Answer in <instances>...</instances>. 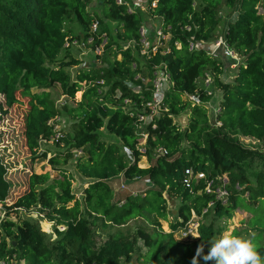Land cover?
Listing matches in <instances>:
<instances>
[{
	"label": "trees",
	"instance_id": "16d2710c",
	"mask_svg": "<svg viewBox=\"0 0 264 264\" xmlns=\"http://www.w3.org/2000/svg\"><path fill=\"white\" fill-rule=\"evenodd\" d=\"M149 1L148 13L162 20L169 41L165 47L147 51L138 62L143 15L139 9L129 11L125 2L101 1L103 18L116 23L111 32L103 26V18L89 9L91 0H0V119L19 102L17 94L26 97L25 144L35 160H47L59 173L52 177L31 170L27 189L7 203L10 184L0 156V260L5 264H132L134 256L137 264H192L197 247L218 239L222 222L234 211L264 207V154L237 139L238 135L264 138V0H156L153 8ZM222 4L237 11L224 35L242 59L231 82L219 78L226 63L222 54L189 49L190 41L216 38ZM94 21L99 23L96 32L90 30ZM72 22L79 32L67 26ZM103 35L107 40L97 54L101 66L77 68L72 76L69 69L82 63L69 52L72 41L86 44L92 37L87 45L94 49ZM161 64L171 85L159 113L145 125L140 115L150 111L153 72ZM206 72L222 90L214 123L205 106L212 92L198 84ZM54 85L75 100V106L57 107L47 91ZM190 95L193 102L186 99ZM62 110L71 118L68 130H56L52 123ZM183 112L189 118L181 127L174 118ZM140 126L147 133L145 152L137 146ZM102 129L118 142L101 139ZM57 131L62 134L59 138L54 137ZM41 140H52L62 149L48 158V150L36 155ZM156 148L166 153L154 155ZM140 156L147 157V166H139ZM73 157L86 184L81 199L72 191V178L64 167ZM257 160L262 161L261 167L251 169ZM197 173L204 177L197 178ZM120 174L126 180L147 179L152 185L142 194L114 200L112 183ZM223 175L225 202L206 191L209 181H214V189ZM165 194L179 199L168 232L159 221L167 220ZM31 208H38L42 218L53 224L54 238L28 219L10 218L19 209ZM146 214L155 216L150 232L143 226L133 236L108 232L96 245L97 228L110 230ZM194 215L199 217V238L175 239L173 233ZM251 221L255 234L250 239L264 256V243L256 242L264 234V218ZM137 239L143 241L145 252L136 249ZM202 263L201 257L198 264Z\"/></svg>",
	"mask_w": 264,
	"mask_h": 264
},
{
	"label": "rangeland",
	"instance_id": "374dc122",
	"mask_svg": "<svg viewBox=\"0 0 264 264\" xmlns=\"http://www.w3.org/2000/svg\"><path fill=\"white\" fill-rule=\"evenodd\" d=\"M101 1L102 0H91L89 3V9L96 11L97 15L101 18L102 16V9H101ZM130 5L132 4H138L140 6H133L135 9H139L141 11V14L143 15V20H150V17L153 18L148 11L146 10L147 0H126ZM143 8V9H142ZM219 12L222 15L221 22L219 23L217 29H216V38H220L225 33V29L229 21L234 20L236 17L237 11L235 8H229L225 5H221L219 7ZM156 19V18H153ZM154 20H152L153 22ZM103 26H106L111 32H114V28L116 23L113 21H110L108 19L103 18ZM67 26L72 28L74 32H77L78 26L75 22L67 23ZM110 36V35H109ZM151 38V37H150ZM215 39L213 41H215ZM221 39V38H220ZM107 40V39H106ZM211 41V42H213ZM87 44H90V40H87L86 44L81 45L80 43L75 44L70 47L69 52L72 56L79 58L82 63L78 67L70 68L69 72L72 76L75 75L77 68H84V67H92V66H101V63L99 61V58L97 57V54H95V49L88 46ZM123 44V43H121ZM148 44L144 45L145 47ZM138 62L142 60L143 55L139 53V55H136ZM235 65H233V62L229 63V69L225 71L224 74H220L219 78L223 82H231L236 67L241 62V57L237 54H235ZM222 61H227L228 57H222ZM238 59V61H237ZM231 64V65H230ZM204 81L208 82L206 88L208 91L212 92V98L209 100V102L206 103V109L208 116L211 118V122H215L216 114L219 110V103L221 99L222 90L217 87L214 84L213 77L206 72V75L201 77L199 80V85L201 87L206 86L204 85ZM49 92L51 98L55 101V104L57 107L62 108V106L66 103L68 106H75L76 101L71 100L66 95L62 94L61 89L59 85H54L51 88L47 89ZM82 90L78 91L76 93L75 99L78 100L81 97ZM18 97V103L14 104L11 108L7 110V113L2 115V118L0 119V156L2 157L3 161L5 162L7 166V172H6V179L8 180L10 184L9 192L6 197V202L10 203L12 202L16 197L21 195L26 189H27V177L31 170L34 172L40 174L44 172H49L51 176H59V173L57 171L53 170L50 165L47 163V160H35L34 154L27 148L25 144V137L23 134V117L25 112L28 110V99L26 97L20 96L17 94ZM186 98V96H183ZM2 97L0 96V101H2ZM191 102H193V97L190 95L188 98ZM189 113L183 112L176 116L174 119L178 122V124L181 127H184L188 123ZM70 115L64 110H62V114L54 119L52 123H54V128L56 130H68L70 126ZM217 125L219 122L216 123ZM60 133V132H59ZM61 135V134H60ZM55 137V135H54ZM100 137L106 142H118V138L114 135L109 134L106 132L105 129H102L100 131ZM238 141L240 144L250 150H254L260 154H264V138L261 140H257L254 138L244 137L241 135L237 136ZM143 142V141H142ZM144 143V142H143ZM62 146H56L55 142L52 140L49 141H43L41 142L40 148L36 155L40 154L43 150H48L47 158L51 156L52 153L56 152V150H61ZM155 155V154H154ZM75 157V156H74ZM71 158L67 164L64 165V167L67 168V173L72 178V191L75 193L76 197L81 199L83 195V188L86 185L85 179L80 176V174L76 171L74 167L75 158ZM154 159V156H153ZM262 161L257 160L254 161L251 169H259L261 167ZM139 166L145 167L148 165V160L146 156H140ZM249 168V169H250ZM116 178L113 180L112 187L114 189L113 193V199L117 200L118 198H123L127 194L130 193V191L134 190V192H138V194H142L144 189L146 187L152 185L150 181L147 179H134V180H128V188L124 191H116L115 190V184L118 182ZM168 202L166 205V212H167V220H161V228L165 231H169V222L175 220L174 214L176 212V208L179 204V199L174 197H169L167 194H165ZM38 208H31L30 210H19L16 213H11L10 218L14 221H17L18 219H28L35 224H37L42 232H45L47 235H50L51 238H54L52 225L50 222L42 218V214H40L37 210ZM264 218V207L258 208L257 211H249L247 209H237L234 211V214L231 218L224 220L222 222V229L220 233L218 234V239L224 235L227 234L229 236H239L245 239H250L251 235H254L255 232L251 231V220L256 219L258 217ZM154 215H143V216H137L134 218L129 219L124 225L117 226V227H110V230H102L101 228H97L95 230V241L96 245H99L105 238L107 237L108 232H115V231H122L123 233L129 234L130 236H133L135 234V231L138 226H143L146 228L148 232L152 229V222L154 220ZM173 237L177 240L183 241V242H191L196 240L197 237L195 236L194 232L192 231L188 235L181 234L178 230L173 233ZM259 244L264 243V234L261 238L256 240ZM211 245H206L204 247V253L203 255H206L208 252V249ZM136 249L139 250L141 253L146 251V247L143 244V241L141 239H137L136 243ZM2 262V261H0ZM12 263V261H11ZM132 264H137L135 261V256L133 257ZM204 264V261L203 263ZM209 264H212V262H209Z\"/></svg>",
	"mask_w": 264,
	"mask_h": 264
},
{
	"label": "built area",
	"instance_id": "2783aa9c",
	"mask_svg": "<svg viewBox=\"0 0 264 264\" xmlns=\"http://www.w3.org/2000/svg\"><path fill=\"white\" fill-rule=\"evenodd\" d=\"M136 1V0H135ZM117 3H122L125 2L127 4L128 10L132 11L135 8L133 6H140L138 4H132L130 5L126 0H116ZM148 3V0H147ZM150 7L153 8L156 5V0H150ZM143 9V8H142ZM146 10L148 12H150L148 6L146 5ZM153 18H158L156 16H152ZM99 28V23L98 21H94L91 24L90 30L92 32H96ZM165 29L167 28H163V22L162 20H158L156 23L152 24V26L150 27V29L148 28V25L145 24V22H143V24L140 26L139 29V34H140V45L142 46L140 48V53L142 55H144L145 53H147V51L152 50V51H156L158 49V47L160 46H167V43L169 41V34L165 32ZM189 29V28H188ZM104 36V35H103ZM151 37V38H150ZM192 39V38H190ZM88 40H92V37L88 38ZM106 42V37L104 36L102 43L99 44L98 46H96L95 49V54H100L102 52V48L104 43ZM211 43V44H210ZM70 42H66L65 46H69ZM72 44H78V42L76 40L72 41ZM81 45H83V43H80ZM148 44L146 47L144 45ZM176 46H179L178 43H175ZM196 48H204L207 50V52H209L210 54H216L218 55L219 51H223V54L225 57H228L229 59H231V63L233 62V65H235V53L231 50V48L226 44V42L224 40L221 39H217L213 42H193L190 41L189 42V49H196ZM166 49H168L166 47ZM222 54V55H223ZM237 58V57H236ZM233 60V61H232ZM238 61V59H237ZM231 65V64H230ZM154 78L151 82L152 85V96H151V102H150V111L148 112V114H144V115H140V120L144 121V124H148L151 121H153L154 116H156L159 113V109L161 108V104L162 101L165 98V94L169 88V86L171 85L170 82V78H169V74L167 69L164 67L163 64L156 66L154 69ZM138 87H135V89H137ZM127 101V100H126ZM61 133H59L58 131L55 133V138H59L61 135ZM138 135H139V140L137 143L138 149L141 152H145V148H144V144L146 143V138H147V133L144 132L143 127L140 126L139 131H138ZM42 142L45 140H41ZM144 143H143V142ZM80 153V152H77ZM155 155H164L166 152L162 149V148H156L154 150ZM131 160L133 161V159L131 158ZM186 173L190 175L189 170H186ZM197 178H201L204 177L203 173H197L196 174ZM118 182L115 184V190L116 191H124L128 188V180H126L122 174H120L118 176ZM184 182L188 185L189 182V178H186L184 180ZM227 183V178L225 175H223L222 177L218 178V186H216V188L213 189L214 186V181L211 180L208 182L207 186H206V191L210 192L213 191L216 194L217 198H221L222 202H225V198L224 196L227 195V190L224 188V184ZM129 194L132 195H137L138 192H134V190L130 191ZM123 200L120 201V203H122ZM0 208H1V203H0ZM22 210V209H19ZM1 215L3 216L4 213H1ZM199 217H196L195 215L192 216L187 223L185 224L184 227L179 228L178 231L181 234L184 235H188L189 233H191L192 231L194 232L195 236H199L198 235V222ZM59 230H63L64 226H57ZM2 261V260H0ZM14 263V261H12V264ZM0 264H5L4 261L0 262Z\"/></svg>",
	"mask_w": 264,
	"mask_h": 264
},
{
	"label": "clouds",
	"instance_id": "9594fccd",
	"mask_svg": "<svg viewBox=\"0 0 264 264\" xmlns=\"http://www.w3.org/2000/svg\"><path fill=\"white\" fill-rule=\"evenodd\" d=\"M209 243L211 246L206 255H203V244L197 247L192 264H198L201 257L204 264H209V262L212 264H264V256L260 254L251 239L224 234Z\"/></svg>",
	"mask_w": 264,
	"mask_h": 264
},
{
	"label": "crops",
	"instance_id": "0c3cea01",
	"mask_svg": "<svg viewBox=\"0 0 264 264\" xmlns=\"http://www.w3.org/2000/svg\"><path fill=\"white\" fill-rule=\"evenodd\" d=\"M152 20H154L153 22H152ZM158 20H156V19H153V18H151L150 17V20H144V22H145V24H147L148 25V28L150 29V27L152 26V24H154V23H156ZM79 28V27H78ZM80 31V28L79 29H77V32H79ZM224 35H225V33H224ZM224 35H222L220 38H221V40H224ZM220 38H218V39H220ZM215 40H217V39H215ZM211 44V43H210ZM221 54H223V51L221 50V51H219V53H218V56L214 53L213 55H215V56H217V57H220V56H222ZM223 56H224V54H223ZM229 63H230V60H228V61H226V63H224L223 62V67H224V72L222 73V74H224L225 73V71H227L229 68ZM201 78H199L198 79V84H199V80H200ZM204 85H206V86H203V87H207V85H208V82H205L204 81ZM151 186V185H150ZM148 187V186H147Z\"/></svg>",
	"mask_w": 264,
	"mask_h": 264
},
{
	"label": "water",
	"instance_id": "95a60500",
	"mask_svg": "<svg viewBox=\"0 0 264 264\" xmlns=\"http://www.w3.org/2000/svg\"><path fill=\"white\" fill-rule=\"evenodd\" d=\"M213 123H214V121H213ZM13 244H14V242H13Z\"/></svg>",
	"mask_w": 264,
	"mask_h": 264
}]
</instances>
